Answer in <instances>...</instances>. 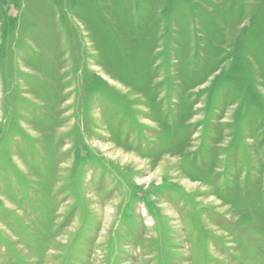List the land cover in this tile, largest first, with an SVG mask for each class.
<instances>
[{"label": "rangeland", "instance_id": "1", "mask_svg": "<svg viewBox=\"0 0 264 264\" xmlns=\"http://www.w3.org/2000/svg\"><path fill=\"white\" fill-rule=\"evenodd\" d=\"M0 264H264V0H0Z\"/></svg>", "mask_w": 264, "mask_h": 264}]
</instances>
